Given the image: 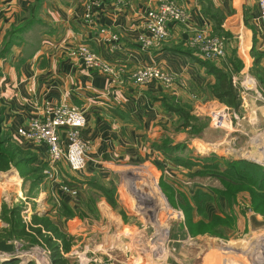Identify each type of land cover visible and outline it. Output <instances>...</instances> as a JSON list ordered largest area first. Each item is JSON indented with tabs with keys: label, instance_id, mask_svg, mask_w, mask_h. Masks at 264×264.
<instances>
[{
	"label": "rangeland",
	"instance_id": "rangeland-1",
	"mask_svg": "<svg viewBox=\"0 0 264 264\" xmlns=\"http://www.w3.org/2000/svg\"><path fill=\"white\" fill-rule=\"evenodd\" d=\"M213 13L221 23L223 14ZM256 15L255 21H249V36L243 42L220 25L212 34L207 33L223 40L222 57L202 59L197 45L191 44L198 61L214 63L231 72L239 104L234 109L212 98L208 90L211 83L207 99L195 93L185 100L171 97L172 104L188 113L186 127L180 126L181 118L172 114L169 125L162 127L166 134L162 133L158 140L159 147L165 143L174 148L166 151L173 158V169H164L159 162L151 165L133 161L112 171L93 173L85 166L81 171H71L63 162L49 161L45 153L40 158L27 146L32 142L15 131L14 136L9 133L14 142L36 153L34 166L40 164L41 178L32 183L23 180L13 168L0 172V245L9 249L0 251V260L11 254L9 257L28 259L26 264H52L45 248L29 241L19 228L6 222L17 220L9 214L16 209L23 222H28L31 214H45L57 226L65 236L64 243L69 245L67 252H60L67 264H204L213 250L217 255H225L227 261L222 264H264L263 217L245 208L243 202L228 206L226 199L214 192L213 189L220 188L215 176L221 175L220 171L188 167L181 161L189 153L192 163L212 154L264 166V42L258 50L256 42L257 32L264 34V30ZM246 63L249 65L245 66ZM221 108H226V124L215 128L210 116ZM168 134L171 136L166 139ZM201 172L206 173L204 177L195 175ZM90 179L95 184L86 183ZM64 185L76 193L63 190ZM196 187L210 198L193 201L190 195ZM225 213L230 216L227 220ZM215 217L225 221L221 222L224 224L219 227L220 232L219 224L216 225L218 233L212 229Z\"/></svg>",
	"mask_w": 264,
	"mask_h": 264
},
{
	"label": "crops",
	"instance_id": "crops-1",
	"mask_svg": "<svg viewBox=\"0 0 264 264\" xmlns=\"http://www.w3.org/2000/svg\"><path fill=\"white\" fill-rule=\"evenodd\" d=\"M157 1L0 0V46L11 38L0 57L1 130L14 136L16 127L33 117L44 101L67 103L81 110L85 118L80 130L87 144L85 170L112 171L133 161L159 162L164 169H173L171 155L157 148L162 133L166 134L162 127L169 125L172 115L161 99L171 96L185 100L190 93L207 99L208 85L213 82L190 44L193 32L212 34L210 15L217 11L224 16L220 27L243 42L257 11L255 0H172L184 8L185 20L171 23L159 46L143 49L136 40L142 32V15ZM86 12L89 19L83 17ZM102 28L104 33L99 32ZM109 33L115 34L116 40L102 39ZM256 35L258 50L264 34ZM77 45L87 46L106 60L113 73L86 68L68 53ZM245 54L243 51L244 58ZM146 65H156L174 75L173 84L133 83V71ZM27 146L40 158L45 153L40 145ZM5 246L0 245L1 252H9ZM9 256L0 264H26L28 260ZM224 258L213 250L204 264H222L227 261Z\"/></svg>",
	"mask_w": 264,
	"mask_h": 264
},
{
	"label": "trees",
	"instance_id": "trees-1",
	"mask_svg": "<svg viewBox=\"0 0 264 264\" xmlns=\"http://www.w3.org/2000/svg\"><path fill=\"white\" fill-rule=\"evenodd\" d=\"M210 18L214 21V29L217 25H220L221 19L219 17H215V15L212 14L210 15ZM10 42L11 38L4 39L0 46V57L7 49ZM199 62L205 68L206 72L213 76V82L209 85L210 89H208L210 96L217 101L222 102L225 106L237 109L239 96L237 88L232 82L231 72L223 70L214 63L202 60H199ZM170 100H172L171 96L162 97L161 103L164 109L168 113L175 114L180 117L182 120L180 126L186 127L188 122L187 111L179 109L176 105L172 104L173 102ZM3 111L4 109L0 105V172H5L13 168L23 180H29L32 183H36L41 178L39 175L40 164L34 166L35 163H37V155L28 147H23L14 142L9 133L1 130ZM178 147L179 146H175V148ZM157 148H161L165 151L174 149L172 146L170 147V145H166L165 143H163L161 147L157 145ZM186 156V158L181 157V161L185 166L189 167V165H193V167H199L202 170L209 168L220 171L221 175H215L219 181L220 188H215L213 190L215 193L226 199L228 206L231 207L232 204L238 205V202H243L246 204L245 208L260 214L264 220V166L262 167L245 160H232L223 157L218 158L212 154H209L207 158L199 157L195 160L196 162L192 163V160L190 161L191 158H189L191 154L189 153ZM210 159L218 160L219 162H212ZM205 174L202 172L199 174L195 173V175L202 177H204ZM86 183L95 184L92 179L86 181ZM190 197L193 201L200 200V197L207 199L210 198L208 193L200 187H196ZM198 205L199 203L195 204L196 210ZM64 208H66V210L68 209L67 207ZM188 209L190 212L191 207L189 206ZM9 214H11L10 216L12 217L15 216L17 220L13 222L8 219L6 222L10 223L11 227L19 228V232L27 236L29 241H33L45 248L49 253L52 264H67L66 260L61 257L60 252H67L69 245L64 243L63 240L65 236L59 232L57 226L50 219H48L45 214L40 216L31 214L28 222L21 221L18 210L16 209L11 210ZM225 214V220H227L230 216L227 213ZM212 222L215 223L212 228L215 233L216 225L219 224L217 225V228L220 232L219 227L224 224L221 222L225 221H221L215 217ZM58 240L59 242H57Z\"/></svg>",
	"mask_w": 264,
	"mask_h": 264
},
{
	"label": "built area",
	"instance_id": "built-area-1",
	"mask_svg": "<svg viewBox=\"0 0 264 264\" xmlns=\"http://www.w3.org/2000/svg\"><path fill=\"white\" fill-rule=\"evenodd\" d=\"M123 1V0H116ZM257 11L256 19L264 30V0H255ZM83 17L89 19V13ZM186 13L183 7L172 0H158L155 7L147 9L142 15V32L136 40L143 49L159 46L168 35V27L171 23L184 21ZM105 29L99 32L104 33ZM105 40H116V35L109 33ZM196 44L202 59L222 57L225 46L222 39L207 34L203 30H197L190 41ZM71 56L79 58L86 68L97 69L105 74H112V66L100 58L85 45H77L68 50ZM135 84H144L155 81L163 85H169L173 81L172 75L156 65L137 67L132 75ZM226 108H221L211 114V125L215 128H223L226 121ZM85 124V118L81 110L67 103L52 104L44 101L38 107L36 114L26 123L16 127V134L22 139L41 145L51 162H63L71 171H81L85 166L87 145L80 137V130ZM62 189L76 193L68 186ZM70 189V190H69Z\"/></svg>",
	"mask_w": 264,
	"mask_h": 264
}]
</instances>
